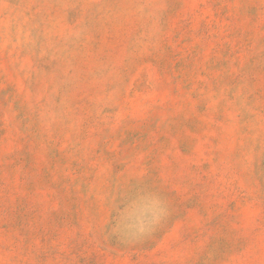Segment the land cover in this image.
<instances>
[{
  "label": "rangeland",
  "instance_id": "374dc122",
  "mask_svg": "<svg viewBox=\"0 0 264 264\" xmlns=\"http://www.w3.org/2000/svg\"><path fill=\"white\" fill-rule=\"evenodd\" d=\"M0 264H264V0H0Z\"/></svg>",
  "mask_w": 264,
  "mask_h": 264
},
{
  "label": "clouds",
  "instance_id": "9594fccd",
  "mask_svg": "<svg viewBox=\"0 0 264 264\" xmlns=\"http://www.w3.org/2000/svg\"><path fill=\"white\" fill-rule=\"evenodd\" d=\"M167 209L162 201H157L149 211V219L138 222L134 227H128L120 220L114 226L116 230L123 231L125 234L136 236L151 230L159 220L166 214Z\"/></svg>",
  "mask_w": 264,
  "mask_h": 264
}]
</instances>
